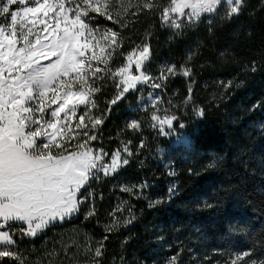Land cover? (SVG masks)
Here are the masks:
<instances>
[{
    "label": "trees",
    "instance_id": "trees-1",
    "mask_svg": "<svg viewBox=\"0 0 264 264\" xmlns=\"http://www.w3.org/2000/svg\"><path fill=\"white\" fill-rule=\"evenodd\" d=\"M156 3L132 15L136 8L128 7L129 0H123L127 14L112 0L121 23L95 13L86 20L119 33L121 46L111 57L116 69L142 42L150 47L146 65L175 66L158 91L165 113L176 118L171 128L189 144H174L171 134L159 140L165 151L132 154L117 172L99 173L81 189L80 198L89 201L36 237H22L17 229L23 225L12 224L15 247L27 264H91L100 241L101 264L163 255L176 257V264H232L244 253L236 264H264V0H243L239 15L230 19L225 5L197 21L176 17L179 28L161 17L169 0ZM106 71L91 78L99 91L89 107L104 122L91 130L97 138L90 144L110 157L117 134L129 130L127 117L140 94L127 92L111 104L118 80ZM93 208L96 214L85 219ZM123 208L131 215L117 225L114 217ZM0 264L16 262L4 258Z\"/></svg>",
    "mask_w": 264,
    "mask_h": 264
},
{
    "label": "snow or ice",
    "instance_id": "snow-or-ice-1",
    "mask_svg": "<svg viewBox=\"0 0 264 264\" xmlns=\"http://www.w3.org/2000/svg\"><path fill=\"white\" fill-rule=\"evenodd\" d=\"M116 4L123 8L124 14L128 13V7H135L136 12L132 15L159 6L156 0H139L137 4L129 0L128 7H124L123 0H116ZM221 4L227 5L226 18L230 19L239 15L243 0H169L161 17L179 28L181 25L176 17L198 19L201 13L215 12ZM13 5L17 7L13 9ZM111 5L112 0H0V19L3 20L0 23V261L8 258L16 264H27L15 247L17 240L14 239L15 232L11 231L13 222L23 225L17 229L22 237H36L50 224L62 222L79 211L84 203L80 198L81 189H85L90 180L98 178L99 172L108 176L129 163L121 157L119 149L111 154L110 163H105L103 157L108 154L103 149L97 154L85 147L89 140L97 138L96 135H89L87 131L73 135L74 130L67 123L69 113L76 115L77 105L87 107L91 103L95 107L91 97L99 89L89 80V74L96 77L104 69L95 67L92 61L107 67L112 54L121 46L119 33L111 28L103 31L105 44L101 46L95 37L100 30L91 28L85 19L95 13L113 23H121V12L117 10L114 17ZM185 9L191 12L186 13ZM37 25H43L42 30L47 33L43 42L40 35H36L35 41L29 39ZM126 26V23L121 24V27ZM82 39L87 42L82 43ZM93 40H96L95 44ZM21 41L22 46L18 47ZM94 48H99V54L92 51L88 58L86 52ZM52 56L56 57L54 63L40 64L41 58ZM149 57L150 48L146 44L128 54V65L113 73L122 77L124 86L111 104L123 98L124 93L134 89L137 83L152 79L143 71ZM133 63L140 74H129L124 78ZM25 69L26 74H21ZM166 71L174 74L175 66ZM183 74L190 75V70L186 69ZM161 78H167L163 70ZM74 84L80 85L79 91L73 90ZM49 92L53 97L46 103ZM32 101L36 103L33 105ZM51 105L58 106L47 112ZM198 114L202 115V110ZM46 115L51 119H45ZM175 119L152 116V120L159 122L162 133L163 125L172 127ZM103 122V117L91 116L86 111L79 117L76 128L86 129L91 124L95 129ZM129 127L138 129L139 123L133 121ZM81 134L88 139L77 143L76 151H68L69 141ZM124 151L128 152L127 146ZM122 190L131 191L129 188ZM95 214V209H90L85 219ZM111 227L108 226L109 231ZM103 248L104 243L100 241L91 264H101ZM247 255H238L232 264ZM170 264H176V257Z\"/></svg>",
    "mask_w": 264,
    "mask_h": 264
},
{
    "label": "rangeland",
    "instance_id": "rangeland-1",
    "mask_svg": "<svg viewBox=\"0 0 264 264\" xmlns=\"http://www.w3.org/2000/svg\"><path fill=\"white\" fill-rule=\"evenodd\" d=\"M223 5H225L226 8L228 9L226 4H221L220 6H223ZM189 12H191L190 9H189ZM205 14L210 15V13L204 12V13L200 14L199 18ZM44 19L47 20L48 18H44ZM198 19L195 17H192L191 19L189 18L190 21H197ZM86 22L88 23L87 20H86ZM49 23H51L50 20H49ZM29 26H31V25H29ZM89 26L93 29H99L100 30L99 32L95 33V37H96V40L100 41L101 46H103L105 44V41L102 39V33L106 28L101 27V26L93 27L90 24H89ZM42 29H43V25H37L36 28L33 30L34 35L30 36L29 39L32 41H35L36 35H40L41 40L43 42V37L47 36V33L44 32ZM96 40H93L92 43L95 44ZM83 42H87V41H84L82 39V43ZM22 43H23V41H21V43H20V45H18V47L22 46ZM145 44L148 45L147 43L142 42V43L138 44L137 46L142 47ZM137 46L135 49H137ZM92 51H96L99 54V48H94V49L86 52V56L88 58L91 57ZM132 51H130V52H132ZM128 54H127V56H128ZM138 54H139V52L137 51L136 55H138ZM126 57H125V60L122 63V65L117 67V69L125 67L126 65H128V60L126 59ZM133 59L135 60V56ZM55 60H56L55 56H52L50 59L41 58L40 64L42 66H46L48 64L54 63ZM147 61H145V63H144L143 71H145L149 76H151L152 79L149 80L147 83H143V82L137 83L136 87L134 89H130L128 91V92H139L140 101L137 103V105H138L137 109H134V112L131 113L127 117L128 118V121H127L128 126L127 127L129 130L125 129V132L118 133L117 137H116V143H117L116 150L119 149L121 152V157L127 159L128 161H129V158L132 156V154H135V155L144 154V155L152 156V154H154V153H161V152L165 151V148H163V147L158 148L159 144H160L159 140L162 138L168 137L171 134H174V138H173V140H171L174 144H178L179 142L189 144V140L187 139V137L183 133L176 135L175 130H173L171 127H168V125H166V124L163 125V133H162L161 132V126H160L159 122L152 120V116L154 114L159 116L161 119H163L166 116L171 117V116H168L164 111V106L161 102V96H160V92L158 91V89L162 88L166 84L168 77L171 75V74L167 73L166 70L168 67L173 66V64L168 62V61H162L160 63H153L152 65H146ZM92 64L95 67H99L101 69H106L107 71L104 73H109L110 77L113 76V73H115L117 70L115 68V65H113L112 59H110L108 61L107 67L110 66L108 68H106V66L102 63L97 64L96 61H92ZM111 68H112V70H111ZM162 70L164 72V75L167 77L166 79L161 78ZM26 72H27V69H25L24 72L21 74H26ZM14 74H15V72H14ZM129 74L130 75H139L140 74L139 71L136 70L134 63L131 65L129 73L126 74L124 78H127V75H129ZM115 77L118 80V86H117V91H116V95H115V97H116L122 91L124 85L121 84V80H122L121 76L115 75ZM91 78L93 79V76L91 74H89V80L90 81H92ZM111 79H112V77H111ZM154 85H160V86L154 87ZM53 87H55V85H53ZM73 90L79 91L80 85L74 84ZM126 93H124V96L126 95ZM52 97H53V93L49 92L48 93V100L46 101V103H50V100L52 99ZM92 98H93V95H92L91 99ZM60 102L62 103L63 101H60ZM32 103L34 105L36 102L32 101ZM57 106L58 105H51V108L47 109L46 111L50 112L52 109H55ZM87 107H89V104L87 105ZM87 107L85 110H81V108H85V106L84 105H77L76 106V115L72 116L71 113H69V119H68L67 123L74 130L73 135L76 132L82 133L83 131H87L89 133V135H94V132H91V130H93V128L91 127V124H89L88 128H86V129H77L76 128V124L79 123V117L81 115H83L86 111L89 113V115L95 117L92 107H89V108H87ZM37 115H39V113H37ZM44 118L45 119H51L50 115H46ZM133 121H136L139 123L138 129L129 127V125ZM61 123L62 124L65 123V121L63 119V114H61ZM85 123H87V119L85 120ZM49 131H51V130L49 129ZM87 139L88 138L82 134L80 136H77L75 139H71L69 141L68 149H70L72 147L76 148L77 143H83ZM90 141L91 140L88 141V143L86 144L85 147L91 148L94 153L98 154L100 152V149H102V148L90 144ZM125 146H127L128 152L124 151ZM134 147L137 148V151H134ZM76 150L77 149H75L73 151H76ZM116 150H114L113 152H115ZM103 151H104V149H103ZM129 152L131 153V155H129ZM103 159H104L105 163H110L111 156L108 157L105 155L103 157ZM99 173H103V172H99ZM82 199L84 200V204L89 201V198L87 196H84ZM76 213H73L70 217L74 216ZM130 215H131V213L126 212L125 208L120 209L118 216L114 217V222L117 225L119 224L120 221L125 222L129 219ZM66 219H68V218H66ZM14 223L18 224L21 222H13L12 224H14ZM171 260H172V257L169 258V256L163 255L161 257L154 258L150 261L146 260V258L145 259L133 258L129 262H125V260L120 261L119 264H170ZM53 264H64V263L54 261Z\"/></svg>",
    "mask_w": 264,
    "mask_h": 264
}]
</instances>
